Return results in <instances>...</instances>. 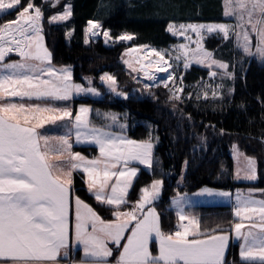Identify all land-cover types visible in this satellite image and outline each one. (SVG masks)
<instances>
[{
  "label": "snow or ice",
  "instance_id": "obj_1",
  "mask_svg": "<svg viewBox=\"0 0 264 264\" xmlns=\"http://www.w3.org/2000/svg\"><path fill=\"white\" fill-rule=\"evenodd\" d=\"M235 2L243 12L239 16L240 23L233 27L242 30L236 35L242 40L244 51L251 52L250 26L251 32L258 37L256 51L264 56V0ZM229 3H233V0H229ZM17 9L20 10L15 20L0 25V62L12 51L22 57V62L0 63V68L6 70L0 74V264H57L61 250H66L70 243L68 200L69 186L72 184L71 170L80 167L88 175V189L95 199L116 209L112 212L114 219L105 220L91 206L76 198L75 241L83 246L85 256L93 258L91 264H106V258L113 254L108 247L109 241L122 249L116 264H224L228 238L218 228L202 230L195 217L185 215L181 201H176L177 215L180 221L187 220V224H181L180 230L174 233L161 230L159 215L154 208L145 209L158 197L163 183L161 180H154L151 189L143 188L140 200L131 210H119L127 203L125 196L132 179L137 176V168L130 167V163L139 161L152 167L153 145L147 141L130 140L102 128L89 127L88 108L82 107L75 116L76 139L77 142L81 138L90 139L98 144L103 159L86 160L80 153L69 151L71 170L64 174L63 179L53 175L49 153L55 151L58 157L62 156L64 146L70 150L71 144L67 136L60 137L61 146L52 149L49 138L41 136L37 129L71 117L72 113L63 110L60 115H44L53 110L39 105L26 108L23 103L11 102V98L51 97L67 100L73 87L76 92H94L95 89L70 85L67 83L71 77L69 69L56 70L51 67V54L40 43L39 22L43 13L33 0H28L26 5L23 0H0V12ZM244 13L247 14L246 22ZM70 15L71 8L67 6L63 14L51 19L67 20ZM88 23L87 31L95 36L100 24L93 21ZM229 27L224 24L207 26L209 32L219 30L225 37L229 34ZM180 29L186 30L184 25H180ZM187 29L199 34L197 26L188 25ZM169 30L174 31L175 26L170 24ZM103 35L108 38L109 32L105 31ZM132 38L127 34L118 37L120 40ZM33 41L35 52L30 51ZM179 47L183 49L185 46ZM156 55L160 56V53ZM204 55L211 57L210 53ZM32 60L39 63L28 62ZM45 61L48 63L45 64ZM212 63L218 62L213 60ZM185 67H188L187 63ZM219 67L227 68V65L219 63ZM159 70L167 71L165 68ZM45 74L62 79L56 83L43 78ZM101 79L115 83L114 77L108 74ZM149 79L152 77L149 76ZM168 79H172V76L169 75ZM178 91L182 92L183 89ZM173 97L180 98L175 91ZM29 112L32 115L24 114ZM32 119L37 123L29 126ZM41 141L44 142L43 147ZM248 159L252 166L254 161ZM113 178L115 182L110 183ZM247 178L255 179V175ZM204 191L212 194L211 190ZM237 201L235 215L241 222L235 223L234 230L236 236L244 241L240 246V256L244 261L264 264V200L241 199L238 196ZM257 218L259 222H253ZM244 220L252 223L246 225ZM246 227L248 230L245 232L243 229ZM153 241L158 245L155 255L150 248Z\"/></svg>",
  "mask_w": 264,
  "mask_h": 264
},
{
  "label": "trees",
  "instance_id": "obj_2",
  "mask_svg": "<svg viewBox=\"0 0 264 264\" xmlns=\"http://www.w3.org/2000/svg\"><path fill=\"white\" fill-rule=\"evenodd\" d=\"M199 1L160 0L163 5L159 7L153 3L159 0H33L43 13L41 33L51 54V63L70 67L75 83L86 85L85 78L90 77L91 86L99 92L95 97L80 94L67 100L52 101L53 104L69 107L72 116L78 106H89V122L97 127H101L98 112L113 111L126 121V130L122 132L128 138L153 141L151 137H156L152 167L135 164L139 167L137 176L126 194L127 203L119 210L133 206L142 196L143 188L150 189L154 180H161L160 197L152 206L159 213L161 230L166 233L173 232L177 223L170 207L176 193H190L201 187L247 188L264 193L263 63L246 58L239 65L238 52L234 49L230 54H222L219 58L227 62L230 77L223 78L218 95L206 97L194 91L199 80L206 77V69L194 65L180 69L177 74L183 91L176 99L165 85H149L131 75L121 59L123 50L130 44L168 47L174 43L175 37L166 30L171 21H225L220 0ZM23 3L26 5L28 0ZM198 3L203 5L199 8ZM67 5L71 8L69 18L52 23L50 17ZM174 8H179L182 14L171 13ZM19 10L0 13V25L15 20ZM90 20L98 21L102 29L109 30L113 39L121 34H131L132 43L121 40L105 43L101 37L86 42V25ZM227 42L210 36L205 44L216 54H221L219 50ZM18 57L16 53H9L6 60ZM105 73L114 77L115 90L100 81V76ZM113 91H120L123 96H115ZM69 123L70 118L48 123L41 132H61ZM233 143L245 156L254 159V182L235 180L233 158L229 153ZM71 149L87 156L99 155L98 148L92 144H73ZM71 179V218L72 198L79 197L103 219H114L115 206L95 199L85 186L82 172L75 170ZM188 210L200 222L202 230L218 228L223 231L234 220L229 205L199 204L188 206ZM152 249L155 250L153 245ZM75 258H80L79 250L75 252Z\"/></svg>",
  "mask_w": 264,
  "mask_h": 264
},
{
  "label": "rangeland",
  "instance_id": "obj_3",
  "mask_svg": "<svg viewBox=\"0 0 264 264\" xmlns=\"http://www.w3.org/2000/svg\"><path fill=\"white\" fill-rule=\"evenodd\" d=\"M55 1H57V0H53V2H55ZM209 1L210 0H201L199 2H209ZM153 3H154V5L159 6V7L163 5V2H160V0H159V2H153ZM220 3L222 5V17L225 19V21H222V22H210V21H178V22H176V21H171L168 23L166 30L172 36L175 37L176 41L174 43H172L171 45H169L168 47H158V46L154 45L155 48H153V49L156 50L155 53L149 51V49H151V48H149L148 46L152 45V44H139V45H136V44L131 45L130 44L129 46H127L123 50L122 55H121V59L125 65L126 69L129 71V73L131 75H133L134 77H137L139 80L144 81L146 84H149V85L150 84H156V83H159L162 85L167 84V88L171 91L172 95H173V92L175 91L176 94L178 96H180L181 92L178 90L181 89L183 87V85H182V83L179 82L180 76L177 74V72L180 69H188L193 65L199 66L200 68L206 69L207 75L205 78H202L199 80V82L195 85L194 91L197 92L201 97H206V96L218 95L221 88H222L223 82H224L223 78H229L230 77V74L227 73L228 72L227 62L219 58V56H221L222 54H230V50L234 49L238 52L237 53V58H238L237 62L239 63V65H241L242 62L246 58H248V59L252 58V59H255L258 62L264 64V56L259 55V53L256 51L257 43H258V37L256 36V34L254 32H251L250 26H248V30L250 32V45H251V52L250 53L244 51L243 46H242L243 42L236 35V33H239L242 31L241 28H239V27H233V26H236L238 23H240L239 16L243 12V10L240 9L239 4L236 3L235 0H233V3H231V4L229 3V0H220ZM202 5H203V3L202 4L198 3L199 8ZM67 6H69V5H67ZM67 6H65L63 11L56 13V14H53L50 17V21L52 23H60V22L64 21V20L53 21L51 18L53 16H58L60 14H63ZM200 12H201V14H205L202 10H200ZM0 13H2V12H0ZM171 13L179 15V14H182V11L179 8H174V9H172ZM226 13H231V14H226ZM206 15H207V13H206ZM208 15H211V13H209ZM244 18H245V22H246L247 21V14L246 13H244ZM95 22L99 23L98 21H95ZM170 24L175 26L174 31L169 30ZM220 24L230 26L228 29L229 34L227 37H225L224 33L219 31V30L212 31V32L208 31L207 26L220 25ZM180 25H184L186 30L180 29ZM188 25L197 26L199 34H197V32H193L191 29H187ZM201 25H203L205 27H203V28L199 27ZM39 26H40V22H39ZM40 28H41V26H40ZM88 28H89V23L86 25V35H85L86 41L91 39V37L89 36L90 33L87 31ZM105 31L109 32V30H107V29H102V27L100 25L99 37H101L105 43H109L110 41H113V40L118 41V40H120V39H118V37H120L122 35H126V34H121V35L117 36L115 39H113L109 33V37L106 38L103 35V32H105ZM181 31L184 32L183 35L180 34ZM39 35L42 37V40L40 41V43H42L43 47L46 48L42 33L40 32ZM127 35H131V34H127ZM210 36H215L217 38H220L221 40H223V42L228 41L227 44H225V46H223L219 50V53H221V54H216L214 52V49H210L206 46L205 41ZM121 41H123L127 44L132 43L131 42L132 39L131 40H121ZM180 45H184L185 47L183 49H181L179 47ZM30 51L35 52V42L34 41L32 42V48L30 49ZM47 51H48V49H47ZM157 52L160 53V56L156 55ZM9 53H13V51L9 52ZM14 53H18V52L14 51ZM205 53H210L211 57L209 58V57L205 56L204 55ZM18 56H19L18 58L12 59V60L21 59V56L19 54H18ZM149 56L151 57L152 62L146 61V59H148ZM178 56H179V59H177ZM156 57L158 58L160 63L156 61V59H157ZM161 57H163V59H161ZM213 60L217 61L218 63L213 64L212 63ZM185 63L188 64V67H185ZM219 63H223V64L227 65V68L219 67ZM160 68H165V69H167V71H160L159 70ZM2 70L3 69L0 68V74H2ZM213 73H215V75H213ZM105 74H102L100 76V81L103 82L107 86V88H109L111 90H115V88H116L115 83L113 84L112 81H108L107 79H101L102 77H105ZM169 75L172 76V79H168ZM109 76H111V75H109ZM149 76H151L152 79H149ZM85 81H86V85L82 86V84H80V83H78L77 85H80L83 89H95L90 84V77H86ZM113 92H114L115 96H119V97L123 96V94L120 91H113ZM81 94H87V95H90L92 97H95V96L99 95V92L95 89L94 92L82 91ZM11 102H14L17 104L23 103L26 108H28L29 105H39L41 108H50L53 110L51 112L44 113V115H60V114H62L63 110H66L64 108H61L62 106H58L62 109V111H61V109L57 108L61 112V113H59L58 111H55L57 109L54 108L51 105V103H48V102H45V103H43V102H26V101H22L19 99L11 100ZM82 107L88 108L90 110L87 114V120L89 122V117H90V113H91V109L89 106H86V105L78 106L76 109L75 115L80 113V109ZM24 114L25 115H32L30 112L24 113ZM98 114L101 116L100 117L101 122H99L101 127L100 126H98V127L93 126V127L102 128L107 132H110V133H113L116 135H123V136L127 137L122 132V131H125L126 127H127V123L122 116H120L118 113L113 112V111H104L101 113L98 112ZM113 117H115L114 120H113ZM21 123H23L22 118H21ZM30 123H31V125H33V124H36L37 121L35 119H32L30 121ZM89 127H91L90 122H89ZM112 129H115V131ZM67 135L68 134H66V136ZM69 139H70V137H69ZM128 139L134 140V141H147V142H150L152 145L156 142V137L154 135L151 137V140H153V141L135 140V139H131V138H128ZM85 141H88V142H85ZM71 142H72V144L75 143V142H73V138H71ZM79 143L93 144L99 150V145L96 144L95 142L91 141L90 139L81 138V140L77 144H79ZM56 145H58V143H56ZM59 145H61V141H60ZM66 150H67V146H66ZM71 153H80V155L85 157L86 160L103 159L100 156V150H99V155L93 156V157L87 156L80 151H73ZM229 153L233 158V173H234L235 180L254 182L256 180V165H255V162L252 166L249 165V159L248 158H251V157L245 156L239 150L238 146L235 143H233L229 147ZM251 159L254 161L253 158H251ZM153 160H154V156H153V147H152V162H153ZM49 162L53 166L52 167V173L55 176H60L61 178H65L64 174L66 172H68L69 170H71L69 151H64L63 155L59 156V157H58V153L50 152L49 153ZM135 164H138L140 166H144V167L148 168V166L146 164H141L139 161H132L129 166L135 167L138 170L139 167ZM75 170L77 171V169H75ZM75 170H71L72 173ZM78 170L83 173L84 179L87 180V185H88L87 173L83 171V167L78 168ZM137 173H138V171H137ZM253 174L255 175V179L247 178V177L252 176ZM134 178L132 179L131 185L134 181ZM179 181H180V179H179ZM114 182H115V178H113V180L110 181V183H114ZM131 185H130V187H131ZM150 189H151V187H150ZM205 189L211 190V192H219V191H216V189H213L210 187H203L200 190H196V191L191 192V193H176L171 198V206L173 208L177 209V211H178V206H177L176 201L182 202L183 210H184V206L187 203H189V201H215V200H213L212 197H210L209 194H207L206 191H204ZM107 191L110 192V189H108ZM91 193L93 194V192H91ZM160 194H161V188H160V192H159L158 197L155 200H153L151 202V204L146 205L145 209H147L149 207L153 208L152 204L159 199ZM76 198L77 197H75L74 200L72 201V204H73L72 216L74 219H75V212H76V203H75ZM202 203L207 204L206 202H202ZM184 213H185V215L189 216L185 211H184ZM178 219H179V217H178ZM75 221H76V219H75ZM75 225H76V223H75ZM74 230H75V227H74ZM73 240L75 241V235L73 236ZM75 243H76V241H75ZM76 245H79V244L76 243ZM108 247L112 249V253H113L112 256H110V257H115L122 250V249L118 248V246L113 244L111 241L108 242Z\"/></svg>",
  "mask_w": 264,
  "mask_h": 264
},
{
  "label": "crops",
  "instance_id": "obj_4",
  "mask_svg": "<svg viewBox=\"0 0 264 264\" xmlns=\"http://www.w3.org/2000/svg\"><path fill=\"white\" fill-rule=\"evenodd\" d=\"M8 54L9 53H7V55ZM16 54H19V53H16ZM7 55L5 56L4 61H2L0 63H13V62H18V61H21L22 62V57L19 60H6ZM28 62L29 63H35V64H38L39 63V61H34V60L28 61ZM47 63L48 62L45 61V64H47ZM50 64H51V67L53 69H56V70L65 69V68L69 69V71L71 73V77H70V79L68 80L67 83L70 84V85H73V86L78 84V83H75L73 81L72 69L70 67H68V66H61V67L55 66V65H53L51 63V61H50ZM5 71L6 70L3 69L2 70V74ZM43 78H45V79H51V80L55 81L56 83H60V79H62V78H58L55 75L49 77L47 74H45V76ZM82 86H83V84H82ZM81 93L82 92H76L75 91V88L73 87L68 99H70V98H72L74 96L80 95ZM14 99H19V100L26 101V102H43V103L48 102V103H51V105L54 108H56V109L57 108H59V109L64 108V109L70 111V108L69 107H61L60 108L58 106H55V104H53L52 101L59 100V99H55V98H51V97H43V98H37V97L28 98V97H24L23 99H21L20 97H13V98H11V100H14ZM61 111H62V109H61ZM58 112L61 113L60 111H58ZM75 116L76 115L74 114L71 117H66V118H70V123L61 132H53V133H48L47 134V133L41 132V128H38L37 131H38V133L41 136H45V137H48L49 138V141H48L49 147L52 148V149L59 148L61 146V145H59V143H60L59 138L66 136V134H68L67 135L68 141H69V143L72 146L73 144L71 142V138H73V142H75L74 144H77L78 143L77 142V139H76V135H75V129H74ZM29 126H31V123L29 124ZM91 127H93V126L91 125ZM69 137H70V139H69ZM85 142H88V141H85ZM43 143L44 142L41 141L42 147H43ZM56 143H58V145H56ZM79 144H82V143H79ZM83 144H90V143H83ZM64 151L73 152L71 150V148H70V150L68 148L66 150V146L64 147ZM53 153H55V151H53ZM77 171H79V170L77 169ZM61 179H63V178H61ZM84 182H85L86 188L88 189L87 180L84 179ZM201 188H203V187H201ZM201 188H198L197 190H200ZM88 191H89V189H88ZM216 191H219V192H211L212 194L210 195V197H212L213 200H215V201H189V203H187L184 206V211L190 217H194V215L188 210V206L203 204L202 202H206L207 204H223V205H229L231 207L232 215H233L234 220L228 226V228L226 230H223L222 231V234L225 235L228 238L227 239V242H226V247H225V250H224V264H258V262L244 261V260H242V258L240 256V251H241L240 246H241V244L244 243V241H243L242 238H238L236 236V233H235V230H234L235 223L241 222L240 218L236 217V215H235V209H236L237 204H238V201H237V197L238 196L241 199H246L247 198V199H253V200H256V201H262V200H264V193H263V191L257 190V189H247V188H245V189H234V190L216 189ZM220 193H227L228 195H220ZM207 194H208V192H207ZM74 198L75 197L72 198V201L74 200ZM70 200H71V198H70V189H69V200H68V203H69V209H68V229H69L70 243H69V247L66 250H61V255H60V257H58L57 264H91L93 258L90 257V256H85L84 251H83V246L82 245H76L75 241L73 240V236L75 235L74 227H75L76 221L73 218V216H72V218L70 217L71 216ZM135 204L133 206H135ZM170 207L172 208V210L174 211V213H175V215L177 217L176 226H179L180 227V225L183 224V222H186L185 224H187V221L186 220L185 221H181V222L179 221L178 215H177V209L173 208L171 206V203H170ZM153 208L155 209L156 213L159 215L157 209L155 207H153ZM72 214H73V208H72ZM138 215H139V213H138ZM105 220H107V219H105ZM109 220H112V219H109ZM243 222L246 225H250V223H252V222H250L248 220H244ZM253 222L258 223L259 222L258 221V218L255 221H253ZM247 230H248L247 227L245 229H243V231H245V232ZM170 233H174V231L173 232H170ZM152 245L155 248V250L152 249ZM150 248H151V250H152V252H153L154 255L158 253V245L156 244L155 241H153L150 244ZM77 250H79L80 258H75V252ZM65 251L67 252V255H65ZM119 254H117L115 257H108V258H106V264H116V261H117V259L119 257Z\"/></svg>",
  "mask_w": 264,
  "mask_h": 264
},
{
  "label": "built area",
  "instance_id": "obj_5",
  "mask_svg": "<svg viewBox=\"0 0 264 264\" xmlns=\"http://www.w3.org/2000/svg\"><path fill=\"white\" fill-rule=\"evenodd\" d=\"M30 11H34V10H30ZM90 21H93V20H90ZM88 22H89V21H88ZM93 22H95V21H93ZM95 23H96V22H95ZM87 24H88V23H87ZM96 32H97V34H96L95 36H93V35L90 33L89 36L91 37V39H96V38L99 37V29H96ZM148 47L151 48V49H149L150 52H154V53H155L156 50L153 49V48H155L154 45H149ZM13 53H14V51H13ZM146 61H150V62H152L151 57L149 56L148 59H146ZM132 207H134V206H131V207H125V208L122 209L121 211H122V212H127V211L131 210ZM185 223H186V222H183V224H185ZM179 229H180L179 226H175V228H174L173 231L175 232V231H177V230H179Z\"/></svg>",
  "mask_w": 264,
  "mask_h": 264
},
{
  "label": "bare ground",
  "instance_id": "obj_6",
  "mask_svg": "<svg viewBox=\"0 0 264 264\" xmlns=\"http://www.w3.org/2000/svg\"><path fill=\"white\" fill-rule=\"evenodd\" d=\"M156 58H157V57H156ZM156 58H155V59H156ZM156 61L159 62L158 58L156 59ZM159 63H160V62H159ZM155 79H156V78H155Z\"/></svg>",
  "mask_w": 264,
  "mask_h": 264
}]
</instances>
